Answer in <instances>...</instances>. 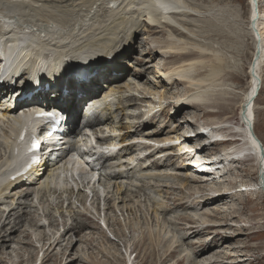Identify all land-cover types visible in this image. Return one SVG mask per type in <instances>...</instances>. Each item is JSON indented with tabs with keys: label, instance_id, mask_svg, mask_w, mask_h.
Listing matches in <instances>:
<instances>
[{
	"label": "rangeland",
	"instance_id": "374dc122",
	"mask_svg": "<svg viewBox=\"0 0 264 264\" xmlns=\"http://www.w3.org/2000/svg\"><path fill=\"white\" fill-rule=\"evenodd\" d=\"M31 1L33 0H26L27 3L25 5L14 10V8L8 6V0H0V18L2 19V16L9 19H11L10 17H13V21L10 24L6 22L7 20H4V24H6V26L10 25V28L8 30L11 31L14 27L15 29H18L19 33H31L30 35H34L35 32V34L38 36L43 32H41L40 30L38 33H36V29L41 28L42 26H49L53 28L55 27V25H57V35L62 38H66L69 42L72 43L67 42L65 44H62L63 47L61 49H58L54 44H52L54 48L61 52L70 51L84 54L91 53L94 50L84 48L86 46H89L90 41L88 42V40H92V38L94 40L97 34L100 35L101 30L102 32L104 31L103 33L105 35H110L111 31L114 32V29H110L111 31L108 30L110 25H107L111 24V27L115 26L116 23L113 22L114 20L120 21V17H125L129 15L127 14V11L123 10V7L121 8L122 10L117 7L122 4L124 5V3L126 5L129 4V6L131 7L128 11H131L130 13H132V15H135L134 20L136 18L135 26H137L136 28L138 29V32L136 31L133 33V35L136 34V38L132 39L133 37L131 35L129 37L125 32H123L122 34L120 33V37L118 38V40H115V42L111 45H116V47H119L125 44V41L127 39H130L132 40V44L127 46L129 49L126 47V50L124 51L122 56L114 58V63L111 65H106L107 62L105 61V57H102L104 58L102 60H97L99 61V64H102V66L98 67V69H100L99 71H101L100 73H98L99 77L102 76L101 73L104 70L110 69L112 65H115L120 67L121 69V72L118 73L119 76H121L124 71H128L125 73L124 79L122 80L123 86L128 83H134L137 85L139 81L136 79L135 74H139L144 78L143 81H141V84H138L141 86H138L140 90L137 88L136 85H134L136 87L133 86V89L131 90L132 92H127L128 97L135 95L138 96L139 101L136 104L134 103L133 105H138L136 111L133 113H131L132 111L130 112V116H132L131 118L138 119H129L131 121H128L127 114L122 115L123 118L120 121H117L116 123L112 122L113 125L111 127V130L109 131L111 133L114 128H116L118 131H121L123 130V126L125 125V127H129L131 125H138V123L142 122L141 125H143V127L141 129H145V133H147L148 130H166L168 134H171L169 136L172 137L175 135L174 138L177 139L176 134H183L184 131H181L184 129L186 130L187 128L184 125V121L187 118L190 119L192 117V120H190L194 125L203 124L211 126L212 122H216L217 120L219 121L221 117L225 116L224 113L227 112L224 111L220 113V105L214 102L216 100L213 101L214 103L212 102V105H209L205 109L200 108V110H188V112L192 113L190 114L191 117H188L189 114H187V112H181V114H176L177 108L175 103L188 91L195 92V88H198L197 85H199L200 87V85H202L203 83H199L198 78H204L207 74H209L207 66L212 61L210 57L213 54L209 52L208 54H206V52L204 54V57H200L199 60H203V63H198L200 65L198 67H194L195 69L192 72L191 76L187 78L184 82L174 85L169 84L170 86L168 85V87L165 88L164 86L166 84H163V82H167V78L165 79V77L162 76V72H165L166 69L176 63L181 62L183 59L171 57V54L173 53L174 55L178 53L195 54L194 56L198 57L201 56L202 53H204L203 51H201V49L205 46H214L218 51H220L219 54L224 58L225 62L227 63L225 65L226 67L223 71L222 78L220 79L223 83H231L233 85L234 91L239 92V96H236L237 98L234 95L235 99L231 97L233 96V94H231L230 96V100L233 99L231 100L232 104L230 107L234 110L238 104V102L235 103V101H239L240 95H243L244 88H247L246 84L248 79V68L252 59V53L254 51L253 40L251 35L248 33L247 29L249 21L248 0H176V2L178 1V3L181 1L180 3L184 5L182 6L181 4H179L180 7H182V11L187 8V12H191L190 14H192V12L196 14V17L191 16L189 18H185L187 21H189V23L191 22L192 24H194V26H196L195 28H188L189 30H187V32L185 31L187 34H190L192 31L196 32H194V35L192 34L194 41L192 37V40L180 39V37L173 35L171 29L168 27H151V29L145 26L147 22L145 18L148 17V15L151 13L150 10L147 11L150 13H147L144 10L145 13L142 14L146 16L141 18H138L140 14H133L136 13L139 8H142L143 3L140 1L143 0H113L114 2H116V4H114L112 0H99L101 2H99L98 0ZM21 3L22 2H19V4ZM133 6H135V8H133ZM136 7L138 8L137 11ZM177 7L180 8L179 6ZM110 9L112 11H110ZM90 11H92V13ZM123 11L126 13L122 14ZM110 13L112 17L108 16L110 15ZM182 17H178L179 19L177 18V20L176 18H174L175 22L180 23V19H182ZM86 18L88 19L86 20ZM217 18L219 19V22L217 21ZM210 19V22L213 23H210L211 25H213L212 27L208 26L210 25ZM174 20L172 19V21ZM47 21H49L48 24ZM39 23L43 24H40L38 26ZM90 24L93 25L94 31L90 29L92 27V25ZM26 26L27 28L31 27L34 32H32V30L31 32H29L30 29H26ZM106 26L108 28H106ZM87 27L90 28L88 29ZM95 28L97 31H99L97 32ZM113 28L116 29V26ZM47 29L49 30L50 28ZM178 29L180 30V28ZM181 29H183V26ZM85 30L86 32H84ZM218 30H220L219 34ZM91 32H93V34ZM80 33L82 34V36ZM123 34H126V37ZM88 35L90 38L88 37ZM41 36H46V34H41ZM41 36L39 38H42ZM80 37H82L83 39H81ZM106 38H110V36ZM170 39L174 40L175 48L173 50L164 48L169 46L168 43L170 42L168 41H170ZM80 40H85L86 43H82V41ZM50 41L51 40H48L47 42ZM177 43L181 44L178 45ZM191 46L192 48H190ZM195 46H198V48L200 47L201 49L198 50ZM183 48H185V50H182ZM127 54L131 55L130 58L125 57ZM204 61L207 63H205ZM121 62L123 64H121ZM103 65H106V68ZM204 70L207 71L205 72ZM236 77L239 80L236 79ZM261 77L263 81V88L261 90L260 87V95L258 94L259 97L256 100V106L259 109L256 107L255 113L257 120L256 131L258 135L263 138L262 140L264 142V69L262 71ZM154 82L157 83L155 84ZM194 82H197V84H195ZM192 85L194 86L193 88H191ZM100 89H102V91L104 92H109V84L103 83V80L101 79ZM147 89H153V95H151L148 91L144 95L143 93L145 91L143 92V90ZM115 95L116 96L112 101H115L117 104H121L123 95ZM160 103H165V106L161 108ZM152 105L154 107H158V111L156 108V114L152 113L151 111L153 108ZM104 106L107 108L106 105ZM150 106L152 107L150 108ZM119 110L120 108L118 107V112ZM215 110H217L218 112ZM159 113L160 115H158ZM84 115L85 113L83 114L82 110L78 118L79 130L82 131L83 135L87 136L88 134H90L91 136H93V139L96 140V137L99 134L98 132L100 131L90 132L85 130L84 121H86V119ZM125 119L126 122H124ZM144 125L149 126L146 127ZM138 129H140V127ZM141 129L139 130V133ZM167 133L163 135L164 138L167 137ZM91 136H89L90 138L84 137L82 139L81 134H79L80 139H78V142L80 141L81 144L85 145L87 140L91 139ZM118 136L122 137L123 133H119ZM136 143L138 142L136 141ZM138 144L139 146H141L140 143ZM171 144L172 145H170V143L165 144L166 146L162 145L163 148L156 147L152 144H150L151 146L147 145L146 147H148L149 149H153L155 154L158 152L157 149H160L159 151H161V149L165 150L167 145L168 147L174 146V148L180 147V145H177L176 142H174V144L178 147H176L173 143ZM116 148H118L119 151L125 152L123 150L129 147L120 146ZM210 148L211 147H209V150L207 151L209 154L206 152L205 155H210V153L219 149V146L212 147V150ZM2 149L3 147L0 144L1 154ZM119 153L120 152H116V154ZM137 153L138 157L142 156L143 154V156H146L145 154H147L148 157L149 155H151V153H148L144 148H139ZM173 156L175 155H167V157L165 155L164 158V155H156V157L152 158H155L154 160L151 159L150 161H148V165L157 161V163H163V166L161 165L163 168L164 166L165 169L168 168V171H164L163 169V173H160V176L158 174L159 172L155 171L154 168L149 171L148 169H144L147 175H149L148 172L151 171H155V173H157H153L155 178L152 177L153 174L151 173V177L154 178L153 180L149 179V177H145L147 175L141 173V171L139 170L136 171L138 174H136V176L134 177L138 181H136L134 178L131 179V182L124 180L125 182L123 185L127 189V195L125 198H122L125 199V202H122L123 199H121V197L120 199H118L119 196H116V191L114 190V183L107 181L105 179L106 177L103 176H100L99 183H95L93 188H91L90 185L89 189H85V191L90 192L91 194H95L94 189H101L103 190V192L106 191V193L111 192L109 194L111 200L105 202V207H107L108 210L110 209L109 211H107V217L110 219V227L107 231L101 229L97 223H95L86 215L83 216L84 212H88V209L84 208V206L79 203L81 201L78 202V200H81L84 195V192L82 193V191H84L83 187L88 180L87 177L89 176V174L88 168H86L83 164L80 163L78 164L81 168L79 169L76 176V180H78L76 181L77 183H75V181L73 180V184L72 181H70L72 180L71 178H67V180H62L63 182L61 181L58 187H55V185L53 184L54 182L50 183L48 185L49 193H46L43 196V189L37 195L31 194L27 201H23L25 202V204L28 205L27 208L22 205V207L19 206L16 209V204H18L19 202L20 204L23 203L20 200H17L18 197H14L15 199H13V201L10 199L5 200L3 202L4 204L0 205V218L2 217V215L4 218V215H6L11 209L13 210L10 213L12 217L10 218L9 222L11 224H13L15 218L21 215V213L23 214L25 212V215L22 216L23 218L21 219L22 223L19 225V231L13 236H11L12 239L11 237L6 238L7 241L10 242H8V248L6 250L4 248L0 250V263L2 261L3 263L1 264H37L38 259L44 253V251L41 252L42 248L46 250L47 246L54 239H57L60 236L63 227L70 226L71 223L73 224L72 226H74L75 224L80 225V223L82 222L81 226L83 225L84 228L80 230V233L78 235H74L72 232H69L67 236L58 239V241L61 240L60 244L55 248L54 252L52 253V255H57L58 262H55L54 258L46 264H67L71 260L75 261L73 262V264H125L124 253L128 250V248H133V250L138 253V257L133 261V264H230L228 262H232L233 259L236 262L242 264L244 261L242 260L243 262H240L241 258L238 257L239 255H241V257L243 258L246 257L245 255H250L247 257V259L253 261L255 259H260V264H264V248H257L260 245H264V237L259 238V235L261 233H259L260 227H264V195L262 196L261 194H258L256 195V197L253 194L252 196L248 197H245L244 195L239 196L237 199H233L232 202H230L231 200H228L230 202V206L228 208H225L226 203L224 205H217L216 207L207 206L204 208L203 204L201 203L208 192L203 191V186H192L193 181L191 178L190 179L192 183L186 186L183 184L184 181L182 180V178L177 179L178 175L176 173L180 174L181 176H185L186 174H191V172H187V170L189 169L185 168L184 164L181 163L180 160L177 161V158H173ZM167 158L173 161H167ZM129 162L130 160L127 163ZM117 166L119 165H116L115 162L110 164V167H112V172L120 171ZM122 171H125V169H123ZM166 172L167 174L168 172H171V174L173 172V177L175 178L167 177ZM238 172L239 173H236L237 176H235L234 178L237 180L239 179V177L241 178L238 181L239 184H241L240 182L244 181L252 182V180H257V175H249L248 173H251L249 171L244 174L241 173L240 170ZM47 173L48 172L44 174L39 183H41L45 179ZM161 176L165 178L163 179V181H161V178V180L159 179V177ZM144 178H148L149 180H146ZM150 180L152 181V183ZM64 181L70 182L65 183ZM230 181L233 180H229V182ZM136 182H138L140 185L138 183L136 184ZM39 183L34 186V189L40 187ZM227 183L228 180L226 183L225 181H223L222 185ZM76 184H80V186H82L80 187ZM71 187L78 188L76 193L70 192ZM145 188H147L148 191H145L147 190ZM143 189H145V193L143 192ZM53 191L55 193H52ZM147 193H149V195ZM59 194H61L62 196L59 197ZM46 195L50 197H47ZM43 197H46L48 200L44 199ZM154 197H157V201H155ZM246 199H251L253 204H250L249 201H247ZM179 200H183L180 202H184L186 205L176 204ZM38 201L40 202V204ZM158 202H160V206L162 205L161 208L158 206ZM195 204L196 206H194ZM156 208L158 209V213H155ZM216 212H221L222 214H216ZM44 214L46 215V217ZM2 220L0 219V222H2ZM206 221L208 223H206ZM222 221H224V223H222ZM225 222L228 223V226H225ZM206 226L208 230L207 228H204ZM210 226L218 228L216 229L211 227L213 228L211 230V228H209ZM237 230L241 231L242 233V237L240 240L238 238L235 240ZM250 233H253V235H250L248 237ZM112 239H114L115 241ZM171 249V256L164 260L163 258L167 256V251ZM245 263L251 264V261Z\"/></svg>",
	"mask_w": 264,
	"mask_h": 264
},
{
	"label": "bare ground",
	"instance_id": "6f19581e",
	"mask_svg": "<svg viewBox=\"0 0 264 264\" xmlns=\"http://www.w3.org/2000/svg\"><path fill=\"white\" fill-rule=\"evenodd\" d=\"M33 1H31V2H33ZM178 1L176 2V0H143V1H140L143 3L142 8L138 9L137 7L140 6V5H138L136 7V11H137V9H138V11L136 13H133V14H140L139 16L138 15L137 16H138V18H141V17L146 16V15L144 16V14H142V13H145L144 10L146 12L150 10L151 13L147 12L150 14L148 15V17L145 18L147 21V22L145 21L146 22L145 26H147L149 28H151V27L152 28L168 27L171 29V32L173 33V35L180 37V39H182V40L183 39H187V40L193 39V41H194L192 34L194 35L196 32L194 31L195 32L194 33L192 31L190 34H187L186 32H187V30H189L188 28H195L196 26H194V24H192L191 22L189 23V21H187L185 18H189L191 16L196 17V14H194L193 12H192V14H190L191 12L186 11L187 8L185 10L183 8L184 11H182V9H181L182 7H180V5H179V4L182 5V3H180L181 1L178 3ZM8 2H9L8 6L14 8V10L19 8V7H22L23 5H25L27 3L26 0H8ZM19 2H22V3L19 4ZM99 2H101V1H99ZM112 2L114 4H116V2H114L113 0H112ZM134 2H136V1H134ZM138 2H137V4H138ZM142 3H141V5H142ZM124 5L122 4V5L118 6L117 8L121 9L123 7V10L127 11V14H129V15H127L125 17H120L119 18L120 21L114 20V18H113V20H114L113 22L116 23V25H115L116 29L113 28L115 26L111 27V24L107 25V26L110 25L108 30L114 29V32L110 30L111 31L110 35L109 34L105 35L103 33L104 31L102 32V30H101L100 35L97 34L96 38L94 40H93V38H92V40L91 39L88 40V42L90 41L89 46H86L84 48L89 49V50L94 49L91 53L84 54V53H76V52H70V51L61 52V51L55 49L56 52H58V56H60L61 54L64 53L67 56L73 55V56L78 57V58L83 57V58L87 59L88 57H91V56H93V54H95L97 56L95 57V59H93V62L95 60L100 59L101 56H103V57L104 56H112L113 60H114V58H116L118 56H122V54L126 50V47L128 45L132 44V40L127 39L125 41V44H123L119 47H116V45L111 46L112 43H114L115 40H118V38L120 37V33L122 34L123 32H125L129 37L131 35L133 37L132 39H135L136 34L133 35V33L136 31L138 32V29L136 28L137 26H135L136 25V21H135L136 18L134 20L135 15H132V13H130L131 11H128L131 7L129 6V4L126 5L124 3ZM254 5H255V3H253L250 0L249 13H248L249 21H248V28H247L248 33L251 35L252 40H253L254 51L252 53V59H251V62H250L249 68H248V79H247V84H246L247 88H244L243 95H240L239 101H235V103L238 102L237 106L235 105L236 106L235 110L230 107L232 104L231 100L235 99L236 96H239V94H238L239 92L234 91L233 85L231 83L230 84L229 83H223L220 79V78H222L223 71L225 70V67H226L225 65L227 64L225 62L224 58L219 54L220 51H218L214 46L213 47L205 46L202 48L203 50L200 47L198 48V46H195L196 49H198V50L201 49V51L204 52V53H202L203 56L200 54L201 56L196 57V56H194L195 54H186V53H178L175 55H174V53L171 54V57H177V58H183V59L181 62L176 63L173 66L166 69L165 72H162V76H164L165 79L167 78V80H166L167 82H163V84L167 85V86L166 85L164 86L165 88L168 87L169 84L174 85V84H180V83L184 82L187 78H189L191 76L192 72L195 69L194 67H196V66L198 67L200 65L198 63H203V60H199L200 57H204L205 56L204 54L206 52H207L206 54H208V52L213 54V55L210 54L211 55L210 58L212 61L210 60L211 62L207 66L208 70H209V74H207L204 78H202V77L198 78V82L199 83L203 82L202 83L203 86L200 85V87H199V85H197L198 88L197 87L195 88L196 89V90H194L195 92L188 91L185 95H183V96L180 95L182 97L175 103L176 108H177L176 114H181V112H187V114H189L188 117H191L190 114H192V113L188 112V110H190V109L200 110V108L205 109L209 105H212L214 102H216L217 104L220 105V107H219L220 113H222L224 111L227 113H224L225 116L221 117V119L219 121L217 120L216 122H212V125H211L212 127L210 125H203V124L194 125L191 121L192 117L190 118L191 120L188 118L187 119L185 118L186 120L184 121V125L187 128H186V130L184 129L181 131V132L184 131L183 134L182 133L176 134L177 139L174 138L175 135L172 137L169 136L171 134L170 133L168 134L166 132V130H161V131L160 130H148V132L146 131L147 133H145V129L144 130L141 129L143 127V125H141L142 122L138 123V125H134V126L131 125L129 127L128 126L125 127L126 126L125 125V126H123V130H121V131H118L116 128H114L112 131V133L115 134V136H116V138L113 139L114 146H116V147L128 146L129 147V148H125L123 150L125 152L121 151L118 155L114 156L112 159L107 161V162L113 161V162H115V164L120 163V165L117 166L120 169V171L119 172H112V169H110L111 172H108V168H106V166H105L106 164L99 165V166H93L94 169H90V170L100 171V174H99L100 176L104 175V177H106L105 179L107 181L114 183V190L116 191V196L117 195L119 196L118 199H120V197H121V199H123L122 197H124V198L126 197L127 189L124 187L123 184L125 181L131 182V179H133L136 176V174H138L136 172L137 170H139V171H141V173H144L145 175H147V173H145L144 169H146V170L148 169V171H149V170H152L154 168L155 171L159 172L158 173L159 176H160V173H163V169H164V171H168V168L165 169V166H164V168L162 167L163 163H159V162L157 163V161L155 163H151L150 165H148L149 164L148 161H150L153 157H156V155H159V156L164 155V158H165V155H166V157H167V155H169V156L175 155V156H173V158H177V161L180 160L181 163L184 162L183 163L184 167L188 168L189 170H187V172H191V174H189V175L186 174L185 176L184 175L181 176L180 174L176 173L178 175L177 179L182 178V180L184 181L183 184L185 186L192 183V181H193L192 186H196V187L203 186V189H204L203 191L208 192L207 195L203 198L202 203H201V204H203L204 208L207 206H215L216 207L217 205L218 206L224 205L225 203H226L225 208L226 207L228 208L230 206L229 203L232 202L233 199H237L239 196L244 195L245 197H248V196H252V194H253L256 197V195H258V194H261L262 196L264 195L263 186H262V185H264L263 160L259 156V153L256 149L257 143L255 142V139L252 137V135L248 129V124L250 122H252L253 123V129H252L253 135L259 141L258 143L259 144L261 143L262 147L264 148V142L262 140L263 138H261L256 131V123H257L256 121L257 120H256V113H255L256 111L255 110L257 107L256 106V100L259 97L258 94L260 92V89L258 91V94L256 96H254L256 88H257V84H258L257 79L261 81V83H260L261 90L263 88V85H262L263 81H262L261 74H262V71L264 69V0H257V10H258L257 15L255 13L256 6H254ZM177 6H179L180 8H178ZM182 6H184V5H182ZM32 8H33V6H32ZM133 8H135V6H133ZM110 11H112V10L110 9ZM90 12L92 13V11H90ZM124 13H126V12L123 11L122 14H124ZM108 16L112 17L111 13ZM182 16H184V17H182ZM3 17L4 16H2V19L0 18L1 19L0 20V37H1V40L0 41H3V43H6V44H4V47H5V45H8L10 50L19 49V48L25 49L26 53L28 55L29 54L28 49H31L32 51H34L35 49H37L39 51L46 50V49H49L51 47H54L52 44H54L58 49H61L63 47L62 44L69 42L66 38H64V37L62 38V37L57 35V33H56L57 25H55V27H53V28H51L49 26H44V27L42 26L41 28H38L35 30V31H37L36 33H38L41 30V32H43L41 34H46V36H41V34L37 36L35 34L34 30L31 29V27H28L30 29L29 30L26 26V29H28L29 32H31V30H32V32H34L33 39H28L25 36V33H19L18 29H15L14 27L11 31L8 30L10 28V25L6 26V24H4V20H7L6 22L8 24H10L13 21V19H12L13 17H10L11 19L5 18V17L3 19ZM104 17H106V16H104ZM178 17H182V19H180V23L175 22V20H174V18H176V20H177ZM87 19L88 18H86V20ZM172 19L174 21H172ZM253 19H256V21H255V28L256 29L255 30L252 29V26H251V23H252L251 21ZM109 20H110V17H109ZM18 21H20V20H18ZM139 21H140V19H139ZM210 21H211V19L209 20V24L212 23ZM217 21L219 22L218 18H217ZM48 22L49 21H47V24H48ZM40 24H43V23H39L38 26ZM90 25H92V24H90ZM137 25H138V23H137ZM107 26H106V28H108ZM182 26H183V29H181ZM208 26L212 27L213 25L210 24ZM46 27L50 28V29L48 30ZM94 27H96V26H94ZM87 28L89 29L90 27H87ZM178 28H180V30ZM90 29H92V31H94L93 25ZM104 29H105V27H104ZM95 30H96V28H95ZM105 31H107V30H105ZM84 32H86V30ZM159 32H161V31H159ZM219 32H220V30H218V34H219ZM91 33L93 34V32H91ZM126 34H123V35H125V37H126ZM257 35H258V37H257ZM40 36L42 38H39ZM81 36H82V34H81ZM108 36H110V38H106ZM70 37H72V36H70ZM88 37H89V35H88ZM191 37H192V39H191ZM80 38L83 39L82 37H80ZM48 40H51V41L47 42ZM80 41H82V40H80ZM84 42H85V40L82 41V43H84ZM168 42H170V43H168L169 46L164 47V48L173 50L175 48L174 40L170 39V41H168ZM69 43H72V42H69ZM198 43H200V42H198ZM179 44H181V43H179ZM258 46H259V48H258ZM195 47H194V49H195ZM190 48H192V46ZM258 49H260L259 50L260 52H259V57L256 59V53H257ZM182 50H185V48H183ZM29 55L31 56V54H29ZM130 56H131L130 54H127L125 57L130 58ZM102 59H104V58H102ZM102 59H100V60H102ZM205 63H207V62H205ZM98 64H99V61H97L94 68ZM121 64H123V63L121 62ZM253 65H255L254 73L252 71ZM43 66L52 67V69H50V70H54L52 77L54 76L55 81H54V84L51 87V89H50L51 91L49 93H39V95L37 97L44 96L45 98H48L50 96H53L52 94H54L56 96V100L62 101L63 103L57 104L56 100L50 99L49 101L46 100V102H47L46 104H44V101L42 103L39 100H35V102L33 101V104L37 105L38 107H41V108L50 107V105H51L52 107H56L57 109L59 108L62 111L67 112L69 114V118L67 121L69 123V126L71 127V133L74 134L75 136L78 134L77 136L79 139H80L79 134H81L82 139L84 137H89L88 135L87 136L83 135L82 131L79 130L78 118L81 114L82 108H84L85 105H87V107H88L89 103L92 101L93 102L94 101L102 102L103 105L107 106V108L103 111L102 115H99V118H98V116L96 117L97 118L96 122H90L89 123V125L91 127H93L94 129H96L97 127H100L103 130L108 129V131H110L111 127L113 125L112 122L116 123L117 121H120L123 118L122 115H124V114H127V117H128L127 120L128 121H131L129 119H138V118H131L132 116H130L131 113L136 111V108L138 105H135V106H133V105H134V103L136 104L139 101L138 96L135 95V96L128 97V95H127V92L129 93L133 89V86L136 84H134V83L129 84L128 83L125 86L122 85V80L124 79L125 73L128 72L127 70L124 71L121 76H119L118 73L121 72L120 67L112 65L110 69H106L105 71H103L101 73V75H102L101 77H99V74H97L93 77L94 71L92 70L91 72L87 73V82H83L81 84L73 86L70 83L71 79L68 82L67 80H64V78L66 75L68 78L70 73L76 72L77 70L75 67L70 65V69L68 70V72H66V71L62 70L61 68H65L66 66H68V64L57 65V64H53V63L51 64V62L46 61V62H44ZM98 70H100V69H96V72ZM25 72H26V70L23 71V73H25ZM12 75H14V74H12ZM80 76H81V74H79V78L81 79ZM135 76H136V79L141 84V81H143V79H144L143 76H141L139 74H135ZM41 77H43L41 79V81L44 80L45 82H48V78H46L44 75ZM13 78H14V76H13ZM100 78H102L103 83L109 84V88H110L109 92H104V91H102V89H100V83H101ZM136 79H134V80H136ZM236 79H238V78L236 77ZM27 80H28V78L25 79V83ZM154 83L156 84L157 82H154ZM154 83H153V85H154ZM158 83H159V81H158ZM138 84L136 86L139 89L138 86H140V85H138ZM195 84H197V82ZM69 86H71L70 89H72V90L70 91V93L68 95H64V91L68 90ZM136 86H134V87H136ZM193 87L194 86L192 85L191 88H193ZM16 89H17V87H16ZM36 89H37V87L34 86V84L31 81V84L30 83L25 84L22 87H20L19 90L18 89L17 90L21 92V95L23 94V92L26 95L29 93H34L36 91ZM155 89H157V88H155ZM12 91H14V90H11V87H10V89H8V90L6 89V90L1 91L2 94H0V138L2 140L1 143L3 145L2 154L0 153V167L2 166V158L4 156H6V154L9 151V149H8L9 141L6 139L7 134L12 133L13 130H15V128L23 122L22 117L17 116L18 113L21 112L24 107L26 108V107L31 106L30 103H26V106H23V103H18L16 105V107H13L10 103H8V101L5 102L6 100L9 99L10 96H12V94H13ZM147 91L150 92L151 95H153V92H154L153 89L152 90H148V89L143 90V92H144L143 94L145 95ZM50 93H52V94H50ZM115 94L123 95L121 104H117L115 101H112V100H114V97L116 96ZM231 94H233V96H231ZM234 95H235V97H234ZM86 96H89L92 99L88 101ZM230 96L233 97V99L230 100ZM83 97H84V99H83ZM126 100H127V102H126ZM214 100H216V101H214ZM160 104H161V108H163L165 106V103L164 104L160 103ZM167 105H168V103H167ZM124 106H125V108H124ZM152 106H150V108ZM118 107L120 108L119 112H118ZM156 108L158 111V107L153 106V108L151 110L152 113L156 114V112H157ZM260 108H262V107H260ZM159 110H161V109H159ZM151 111H150V113H151ZM211 111H213V110H211ZM215 111H217V110H215ZM211 113H214V112H211ZM158 115H160V113ZM87 117L88 116L86 114L85 118H87ZM124 122H126V119ZM117 124H119V123H117ZM138 126L141 129L140 133H139L140 129H138L139 128ZM144 126L148 127L149 125H144ZM121 132L123 133V136L117 137V135ZM127 132H129V133H127ZM125 133H127V134H125ZM166 133L168 135H166L167 137L164 138L163 135H165ZM186 136H188L189 139H187ZM181 140H184V141L181 144H179L180 147H178L174 144V142H176V144L178 145V143ZM136 141L138 143H140L141 146H139V144L136 143ZM147 143H149V144H154V143L168 144V143H170V145H172L171 143H173L178 148H174V146L168 147V145H167L168 148L166 147L165 150L161 149V151H159L160 149L159 150L157 149L158 152L155 154L153 149H149L148 147H146L147 145H149ZM64 144H70V147L74 146L73 143H69V142H66ZM215 146H217V147L219 146V149L215 150L214 152L211 151L212 153H210V155H205V153L209 150V147L212 148ZM139 148L140 149L144 148L148 153H151V155L148 157V155L145 154L147 156L146 157V156H143L144 155L143 154L142 156L138 157L137 152H138ZM144 153H145V151H144ZM62 157H63V151L62 150L53 151L52 153H50L46 157L44 155V160H43L42 164L32 174V177L28 182H26V183H23V182H19V183L7 182L0 189V205L4 204L3 202L5 200L10 199L13 201V199H15L14 197H18L17 200H20L21 202L27 201L31 194L37 195L43 189H44L43 196H44V194L49 193L48 185L50 183L54 182V177L56 175L54 170L57 168V164L59 162H61ZM154 159H152V160H154ZM167 159H168L167 161H173L169 158H167ZM129 160H130V162L127 163ZM162 160H163V158H162ZM123 169H125V171H122ZM158 169H159V171H158ZM239 170L243 174L246 173L247 171L251 172V173H248L249 175H251V174L255 175L256 174L257 180L256 181L252 180V182L244 181V182H240L241 184H239L238 181L241 178L239 177L238 180L234 178L235 176H237L236 173H239L238 172ZM155 171L148 172L149 175H147V176L144 175V176L149 177V179L153 180L155 178L154 174H157V173H155ZM46 172H48V173H47L45 179L41 183H39V181L42 179V177L44 176V174ZM151 173L152 174L154 173V174L152 175ZM166 174H167V172H166ZM176 174H175V176H176ZM151 175L154 178H152ZM173 175H174L173 172H172V174H171V172L170 173L168 172L167 177L170 178V177H173ZM162 176H164V175H162ZM162 176L159 177V179L160 178L162 179V180L160 179L161 181H163V179H165ZM262 177H263V180L261 179ZM157 178H158V175H157ZM173 178H175V177H173ZM190 178L192 179V181ZM134 179L136 180V178H134ZM144 179L149 180L148 178H144ZM159 179H158V181H159ZM227 180H228V183L222 185V182L225 181V183H226ZM229 180H233V181L229 182ZM70 181H72V183L74 184L73 179ZM70 181H66V182H70ZM76 181H78V180H76ZM76 181H75V183H77ZM136 181H138V180H136ZM155 181H157V180H155ZM155 181H154V183H155ZM38 183H39L40 187L37 189H34V186H36ZM137 183L138 182H136V184ZM151 183H152V181H151ZM183 184H182V186H183ZM76 185L80 186V184H76ZM137 187H138V185H137ZM49 188H50V186H49ZM142 188H143V186H142ZM145 189H147V188H145ZM145 189H143V192ZM30 190H32V191H30ZM88 191H90V190H88ZM145 191H148V189ZM209 192H210V194H209ZM52 193H55V192L53 191ZM82 193H83V191H82ZM110 193L111 192L107 193V197H106L107 201L111 200L109 197ZM61 194H59V197L62 196ZM147 194L149 195V193H147ZM47 195H50V194H47ZM47 197H50V196H47ZM43 198L47 199L46 197H43ZM154 199H155V201H157V197H154ZM124 200L125 199H123L122 202H125ZM228 200L229 201L231 200V201L229 202ZM79 201H81V200H78V202ZM180 201H183V200H179L176 204L186 205L184 202H180ZM247 201H249L250 204H253L251 199L250 200L248 199ZM40 202H39V204H40ZM16 205H17L16 209L19 206L22 207V205L25 208L28 207V205L25 204V202H23L22 204H20V202H19ZM158 206L160 208L162 207V205L160 206V202H158ZM194 206H196V204ZM194 206H193V208H194ZM253 208H255V207H253ZM238 209H240V208H238ZM159 210H161V209H159ZM12 211H13L12 209L9 210L8 213L6 215H4V218H3V215L0 218L1 220L3 218L2 222H0L1 223L0 224V250L2 248H4L5 250L8 248L7 244L10 241H7L6 238L7 237L10 238L11 236H13L15 233H17L19 231V225L22 223L21 222V219L23 218L22 216L25 215V212L23 214L21 213V215H19L15 218V221L13 222V224H11L9 222V220L12 217L10 214ZM155 211H156L155 213H158L157 208ZM162 212H164V211H162ZM229 212H228V214H229ZM217 213H221V212H216V214ZM45 217H46V215H45ZM241 217H242V214H241ZM238 222H239V219H238ZM81 223H80V225L75 224L74 226H72L73 225L72 223L70 226L66 225L67 227L62 228V233L60 234V236L57 239H54L47 246L46 250L44 248H42L41 251H44L45 254L43 255L44 259L42 260L41 264H46L54 258H55V262H58L57 255H52L55 248L60 244L61 240L58 241V239L63 238L64 236H67V234L69 232H72L74 235H78L80 233V230H82L84 228L83 225L81 226ZM206 223H208V222L206 221ZM222 223H224V221H222ZM211 224H212V222H211ZM227 224L228 223H226L225 226ZM205 225H207V224H205ZM211 227L216 228V229L218 228V227H214V226H210L209 228H211ZM204 228L206 229L207 226ZM213 228H211V230ZM229 228H230V226H229ZM199 230H201V229H199ZM207 230H208V228H207ZM236 232L237 233L235 236V240L237 238L240 240L242 237V235H241L242 233L239 230H237ZM244 232H245V229H244ZM259 233H260L259 238L264 237V227H260ZM250 235H253V233H250L248 235V237ZM11 239H12V237H11ZM112 240H114V239H112ZM261 247L263 249L264 245H260L257 248H261ZM171 251H172V249L167 251V254H166L167 256L163 258L164 260L166 258H168L169 256H171V254H172ZM196 251H197V249H196ZM125 253H126V258L130 259L131 264H133V261L136 259V258L133 259V255L135 254V251L133 250V248L132 249L128 248V250ZM245 256H246L245 257L246 259L241 257V255L238 256L239 258H241L240 262L244 261L242 264H246L245 262H248V261L249 262L251 261V264H253V263H259L260 264V262H261V261H259L260 259L259 260L255 259L254 261L247 259V257L250 255H248V256L245 255ZM73 262H75V261L71 260L67 264H73ZM1 263H3V262L1 261ZM228 263H230V264H241L239 262H236L234 259L232 260V262H228Z\"/></svg>",
	"mask_w": 264,
	"mask_h": 264
},
{
	"label": "water",
	"instance_id": "95a60500",
	"mask_svg": "<svg viewBox=\"0 0 264 264\" xmlns=\"http://www.w3.org/2000/svg\"><path fill=\"white\" fill-rule=\"evenodd\" d=\"M252 2L253 3H255V5L254 6H256V10H255V13H256V15H257V13H258V10H257V0H252ZM255 21H256V19H253L251 22V26H252V29H256L255 28ZM257 37H258V35H257ZM258 48H259V46H258ZM260 49H258V51H257V53H256V59L259 57V51ZM255 59V60H256ZM254 60V61H255ZM253 61V62H254ZM254 67H255V65H253V68H252V71H253V73H254ZM257 88H256V91H255V94H254V96H256L257 94H258V91H259V89H260V87H261V85H260V83H261V81L260 80H258L257 79ZM248 129H249V131H250V133H251V135H252V137L255 139V142L257 143V149H258V151L260 152V154H261V157H262V159H263V163H264V148L262 147V145H261V143L259 144L258 142V140L256 139V137L253 135V132H252V129H253V123L252 122H250L249 124H248ZM263 167H264V164H263ZM262 180H263V177L261 178ZM263 186V190H264V185H262Z\"/></svg>",
	"mask_w": 264,
	"mask_h": 264
},
{
	"label": "snow or ice",
	"instance_id": "6c2138e0",
	"mask_svg": "<svg viewBox=\"0 0 264 264\" xmlns=\"http://www.w3.org/2000/svg\"><path fill=\"white\" fill-rule=\"evenodd\" d=\"M79 74H83L84 79H80L79 78ZM86 78H87V70L86 69H81V70H78V71L72 73L70 83L73 86L74 85H78V84L83 83L86 80ZM33 146L35 147L36 145H33Z\"/></svg>",
	"mask_w": 264,
	"mask_h": 264
}]
</instances>
